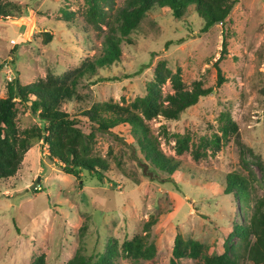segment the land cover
Returning <instances> with one entry per match:
<instances>
[{"label": "rangeland", "instance_id": "1", "mask_svg": "<svg viewBox=\"0 0 264 264\" xmlns=\"http://www.w3.org/2000/svg\"><path fill=\"white\" fill-rule=\"evenodd\" d=\"M2 1L19 4L21 12L13 20L0 19V97L7 96V84L15 78L28 84L89 62L93 70L76 76L70 84L74 95L62 103L70 114L81 115L80 110L102 101L128 105L145 95L160 60L172 71L180 68L186 86L200 80L212 91L177 119L158 116L147 122L160 150L184 164L171 174L152 168L125 123L95 134L93 152L110 165L102 181L86 170L80 180L64 173L46 144L34 142L16 176L0 182V264H30L39 254L46 264H66L77 252L96 261L110 240H116L120 252L124 241L147 233L158 248L153 259L120 254L115 263L168 264L177 233L201 242L204 254L221 253L232 226L248 220L264 193L254 163L264 167V0H233L230 22L216 23L206 32L191 9L177 18L167 7L153 8L109 65L95 62L108 53V25L86 21L85 0ZM125 2L112 1L109 23H115ZM63 9L74 13L72 22L64 20ZM49 31L53 38L46 43L42 34ZM217 66L226 77L221 85L216 83ZM163 90H171L168 80ZM16 106L20 131L43 124L24 102ZM222 112L230 113L237 132L217 149L209 144L221 136ZM172 134L189 137L183 153L176 152ZM242 147L254 170L246 201L223 188L228 173L248 178L240 162ZM195 150L203 153L196 158ZM200 260L184 257L179 264Z\"/></svg>", "mask_w": 264, "mask_h": 264}, {"label": "trees", "instance_id": "2", "mask_svg": "<svg viewBox=\"0 0 264 264\" xmlns=\"http://www.w3.org/2000/svg\"><path fill=\"white\" fill-rule=\"evenodd\" d=\"M113 0H85L87 4L86 21L93 25H108L107 51L95 59L99 65H109L121 53L122 41L130 42L129 35L138 30L147 12L153 8L167 7L177 17H182L191 9L202 18V32L209 30L216 23L230 22L228 15L233 8V0H126L115 14V23H109ZM21 6L0 0V19L13 20L20 14ZM63 18L67 22L74 20V13L63 9ZM43 41L50 42L53 32H45ZM226 43L223 42V49ZM1 68V65H0ZM94 63L89 62L83 68L66 72L62 75L48 74L28 84L13 79L7 84V96L0 97V182L16 176L22 167L23 156L34 142L42 141L47 146L49 157L57 162L60 169L81 179L83 170L102 181L110 170L108 160L93 152L96 132H111L119 124H128L135 138L136 146L154 170L171 174L178 167H184L181 160L165 155L158 147L157 139L149 132L148 121L158 116L166 120L177 119L188 107L197 103L201 96L212 91V87H204L200 80H194L191 87L184 84L181 69L172 71L166 62L160 60L153 71V78L146 86V93L137 96L128 105L102 101L80 110L78 114H70L64 110L62 103L74 95L72 82L77 75L91 71ZM217 69V85L226 81V77ZM169 81L171 90H163ZM24 102L31 113L36 114L43 122L19 130L17 126L16 103ZM80 116L81 121L75 117ZM221 136L215 135L210 146L220 148L221 140L237 132L236 122L229 112H222L219 117ZM79 123H83L85 127ZM88 128V132L85 129ZM175 139V150L178 154L188 149L189 137L183 134H172ZM168 137V138H170ZM241 165L247 171L248 178L238 173H228L223 181L224 193H232L238 201H246L250 196L251 182L249 176L254 170L249 165L243 147ZM203 152L194 151L197 158ZM260 170V181L264 184V167L255 161ZM149 220L146 227L149 226ZM148 234V233H147ZM137 235L122 243L120 252L116 240H110L105 251L96 261H91L80 252L74 254L66 264H116L117 257H128L132 260L153 259L158 248L146 235ZM236 238L237 241L231 243ZM198 259L194 264H243L244 260L254 264H264V193L258 198L248 220L234 224L225 240L223 251L218 254H204L203 244L192 238H184L175 234L171 256L168 264H179L181 258ZM30 264H46L45 255L34 257Z\"/></svg>", "mask_w": 264, "mask_h": 264}]
</instances>
